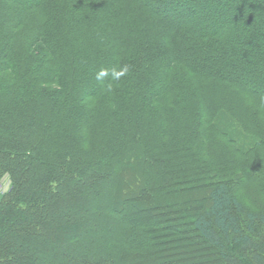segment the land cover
Listing matches in <instances>:
<instances>
[{"label":"trees","instance_id":"trees-1","mask_svg":"<svg viewBox=\"0 0 264 264\" xmlns=\"http://www.w3.org/2000/svg\"><path fill=\"white\" fill-rule=\"evenodd\" d=\"M2 180L0 264H264V0H0Z\"/></svg>","mask_w":264,"mask_h":264},{"label":"rangeland","instance_id":"rangeland-1","mask_svg":"<svg viewBox=\"0 0 264 264\" xmlns=\"http://www.w3.org/2000/svg\"><path fill=\"white\" fill-rule=\"evenodd\" d=\"M198 13V11H196ZM6 188L5 180L0 182V194L4 192ZM233 194L239 199V201L243 204V206L249 211H264V196H260L259 198H253L249 196L248 192L238 190L232 187Z\"/></svg>","mask_w":264,"mask_h":264},{"label":"clouds","instance_id":"clouds-1","mask_svg":"<svg viewBox=\"0 0 264 264\" xmlns=\"http://www.w3.org/2000/svg\"><path fill=\"white\" fill-rule=\"evenodd\" d=\"M128 69L127 67H123L119 70L113 69L112 70V76L114 79H119L121 76H124L127 73ZM108 75V70L107 69H101L99 73L96 75L97 80H101L104 76Z\"/></svg>","mask_w":264,"mask_h":264}]
</instances>
